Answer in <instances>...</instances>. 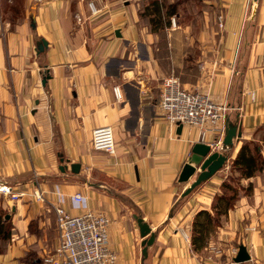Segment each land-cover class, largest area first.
I'll use <instances>...</instances> for the list:
<instances>
[{"label": "crops", "instance_id": "1", "mask_svg": "<svg viewBox=\"0 0 264 264\" xmlns=\"http://www.w3.org/2000/svg\"><path fill=\"white\" fill-rule=\"evenodd\" d=\"M89 1L0 0V184L24 192L1 206L14 231L0 264H23L30 249L40 257L53 250L54 205L70 215L104 213L114 264H203L191 247L194 215L211 212L243 141H258L264 127V0H223V29H200L194 79L180 81L228 107L226 123L238 125L241 136L222 150L224 129H209L201 140L199 128L183 125L178 133L163 116L160 85L180 68L179 54L157 52H165L156 47L157 32L139 27V0H94L93 14ZM105 125L113 130L112 154L91 145L92 130ZM196 142L211 143L227 160L182 197L199 172L178 180ZM72 163L80 164L77 173ZM241 183H252L251 193L222 218L207 248L237 237L264 264V173ZM35 188L43 202L32 197ZM138 218L154 233L146 255ZM31 221L40 234L29 230Z\"/></svg>", "mask_w": 264, "mask_h": 264}, {"label": "built area", "instance_id": "2", "mask_svg": "<svg viewBox=\"0 0 264 264\" xmlns=\"http://www.w3.org/2000/svg\"><path fill=\"white\" fill-rule=\"evenodd\" d=\"M87 6L92 14L97 12L94 0H90ZM171 20L174 25V17ZM113 91L117 99L121 98L118 87H114ZM159 106L171 126L181 124L199 128L201 140L209 129L221 132L225 129L228 107L216 102L204 92L185 88L173 74L162 79ZM209 144L212 147V144ZM91 145L96 151L114 153L112 128L106 125L94 128L91 133ZM219 149H223V144ZM0 195L14 200L23 196L24 192H15L9 185L0 184ZM31 195L36 201H44L42 192L36 188ZM74 199L80 201V194H75ZM53 209L57 225V242L53 250L41 256L43 264L115 263L117 256L109 247L107 239L110 220L104 213L86 210L78 215H70L60 205H54ZM183 235L188 238L185 231ZM206 250L208 254L203 264H259V261L251 256L243 262L235 261L238 246L227 249L226 252L221 251L216 245H211Z\"/></svg>", "mask_w": 264, "mask_h": 264}, {"label": "trees", "instance_id": "3", "mask_svg": "<svg viewBox=\"0 0 264 264\" xmlns=\"http://www.w3.org/2000/svg\"><path fill=\"white\" fill-rule=\"evenodd\" d=\"M182 2V0H139L138 5L142 3V7L137 10L138 17L144 21L145 25L150 27L151 31L157 32L161 28L158 27L155 30V27L161 24L160 15L162 14V8L166 10L167 16L178 15V8ZM263 151V139L262 142L257 140L243 141L230 164L231 173L234 172L235 176H228L227 179L223 180L219 192L213 196L211 212L199 210L194 215L191 222L190 238L194 252L199 253L207 248L210 236L221 226L222 218L237 204L242 195L251 193L252 183L246 186L242 185L241 179H248L264 173ZM8 214L9 211L0 210V255L7 252V247L14 231L11 217L6 218ZM35 224V221H31L29 230L40 234L39 230L33 228ZM35 251L30 249L20 258V261L23 264H43L42 258L34 254Z\"/></svg>", "mask_w": 264, "mask_h": 264}, {"label": "rangeland", "instance_id": "4", "mask_svg": "<svg viewBox=\"0 0 264 264\" xmlns=\"http://www.w3.org/2000/svg\"><path fill=\"white\" fill-rule=\"evenodd\" d=\"M182 1H183L182 4L178 8V13H179L178 15L174 14L175 16L174 15L167 16L166 10L162 8V14L160 15L161 24H158L155 27V30L158 29V27H161L156 34V41H155L156 47L161 46V50H164L166 53L163 51H157V52L160 53L161 56H165V55L169 56L170 50L175 49L176 52L171 53L173 58L177 57L179 54V56L175 60L179 63V65L181 64V66H179L180 68H177L178 70L174 72V75L177 76L180 81L183 78L188 80L194 79L195 68L197 66L196 58L198 57L197 54H200L197 52H199V47H201L202 44L204 43V41H200V36H199L200 31L202 29L209 31H213L215 29L217 30L223 29V22H224V20H222L224 14L222 10L223 8L221 6L223 0H182ZM251 1L252 0H250V2ZM136 7L139 10V8L142 7V3L136 5ZM250 11L251 10H249V12ZM219 16H221V19H219ZM172 17H174L175 19L174 25L171 20ZM143 26H146V28L150 29L149 26L144 24V21L139 19V27L143 28ZM183 29H186V31H183ZM179 31L181 32L177 33L176 38L173 37L174 32H179ZM169 42L171 43V45L169 44ZM194 50H198V51L194 52ZM181 56L184 60L182 61L183 64L179 61V58ZM198 67L201 68L200 63H198ZM257 139L258 142H262V139L264 140V127L259 129V137ZM229 176H235L234 172H232ZM6 198L7 197L0 195V210L4 212L9 211L8 209H3L1 207L2 204L5 202ZM212 235L211 237H213ZM239 242L237 240V237L232 239H224L218 245V248L221 251L226 252L227 249L243 244ZM9 245L10 243L8 244L7 249L9 248ZM34 250H36L34 254L40 256L38 252L39 249L38 250L34 249ZM206 254L207 251L199 252V257H203ZM213 259L215 260L216 258L214 257Z\"/></svg>", "mask_w": 264, "mask_h": 264}, {"label": "water", "instance_id": "5", "mask_svg": "<svg viewBox=\"0 0 264 264\" xmlns=\"http://www.w3.org/2000/svg\"><path fill=\"white\" fill-rule=\"evenodd\" d=\"M117 36H120L119 31L115 32ZM43 44H45L44 40H41L37 43V50H43ZM46 78L42 80L44 83ZM182 125L179 124L177 128V132L181 131ZM239 138L241 136V131L238 125H233L229 122L226 123L224 129V138L222 140L223 147H231L233 137ZM191 156L188 161L183 165L182 170L179 174L178 180L180 182H185L189 180V178L195 173L196 169H199L195 180L182 192L181 196H186L192 189L198 186L201 182L209 179L215 172L223 167L227 160V155L218 150L211 151L210 144H206L203 142H196L191 149ZM80 164L72 163L70 169L72 172L77 173L79 171ZM63 166H60V170H64ZM9 215H6L8 218ZM139 233L143 238L141 245L143 246V254L146 255V249L150 246L154 241V233L151 231L149 225L144 222L141 218L137 219ZM250 258V254L247 251L245 245L240 244L238 246V252L234 257L235 261L243 262Z\"/></svg>", "mask_w": 264, "mask_h": 264}]
</instances>
